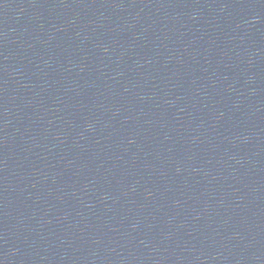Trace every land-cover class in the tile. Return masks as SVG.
I'll use <instances>...</instances> for the list:
<instances>
[{
  "label": "water",
  "instance_id": "95a60500",
  "mask_svg": "<svg viewBox=\"0 0 264 264\" xmlns=\"http://www.w3.org/2000/svg\"><path fill=\"white\" fill-rule=\"evenodd\" d=\"M0 264H264V0H0Z\"/></svg>",
  "mask_w": 264,
  "mask_h": 264
}]
</instances>
